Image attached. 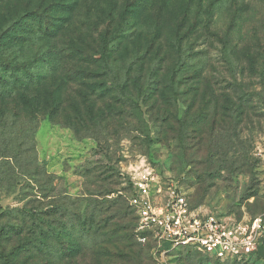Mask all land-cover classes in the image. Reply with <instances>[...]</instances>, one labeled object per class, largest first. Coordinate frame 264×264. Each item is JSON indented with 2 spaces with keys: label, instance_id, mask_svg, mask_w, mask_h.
<instances>
[{
  "label": "rangeland",
  "instance_id": "1",
  "mask_svg": "<svg viewBox=\"0 0 264 264\" xmlns=\"http://www.w3.org/2000/svg\"><path fill=\"white\" fill-rule=\"evenodd\" d=\"M115 1L112 10L109 0H29L32 10L46 9L66 28L76 21L84 32L120 36L115 55L149 50L153 59L143 65L137 54L115 63L111 77L128 72L132 102L97 132L78 134L50 116L31 119L23 107L18 116L0 115V213L63 207L56 225L70 249L42 230L35 236L28 222L20 237L13 230L4 238L7 253L13 264H231L188 250L163 257L152 234L140 242L129 181L134 170L149 165L175 181L199 212L239 224L264 214V0ZM7 4L21 11L25 1ZM40 50L2 52L25 61ZM33 72L47 70L36 66ZM171 78L172 91L165 87ZM86 205L89 216L101 215L98 220L126 207L128 217L119 214L111 222L130 223L132 255L118 250L111 257L96 243V224L82 229ZM238 264L264 259L250 256Z\"/></svg>",
  "mask_w": 264,
  "mask_h": 264
},
{
  "label": "trees",
  "instance_id": "2",
  "mask_svg": "<svg viewBox=\"0 0 264 264\" xmlns=\"http://www.w3.org/2000/svg\"><path fill=\"white\" fill-rule=\"evenodd\" d=\"M9 1L11 0H1L0 7L1 117L18 116L16 113L23 107L27 109L31 119L37 116H50L54 122L65 124L78 134L83 130L97 132L108 122L121 117L125 113V105L131 101L127 97L129 75L127 72L124 77L116 75L113 79L111 74L115 72L117 61L126 62L128 56L136 58L141 52L134 49L127 53L117 51L115 55L113 52L116 44L118 47L120 45V36L107 32L99 34L84 32V25L76 21L70 22L66 28L65 21L60 23L51 19L46 9L39 11L41 7L38 6L37 11L32 10L29 0H24L25 5L21 11L10 9L7 4ZM109 3L113 10L116 1L109 0ZM39 4H42V0ZM2 9H5L3 15ZM36 45L41 50L33 59L25 61L18 60L17 56H6L2 52L17 47L23 53L25 49ZM178 47L180 48V45ZM179 48L177 51L181 57ZM145 51L147 55L141 54L140 59V64L143 65L151 63L153 59V53ZM36 66H43L47 73L44 75L34 73ZM150 70L152 69L149 66L147 71ZM173 80L171 78L169 83L167 81L165 85L167 90L172 91L174 88ZM129 186L132 189L131 180ZM83 208L85 219L82 220V229L89 232L94 224L97 225L95 236L101 234L98 237L99 241L96 242L99 247L106 246L105 250L111 253L113 258L114 253L119 251L126 256L134 253L129 237L132 231L130 223L122 227L111 222L119 214L122 219L127 218L126 207H117L114 213L100 220L98 217L101 215L96 214V211L88 215V205ZM130 208L132 209L131 206ZM57 210L64 209L63 207L59 209L55 204L45 209L24 206L1 211L0 222L14 219L16 224L12 227L6 221L0 224V264H13L10 254L7 253L4 238L7 235L10 237L13 230L17 232L15 237H20L26 230L23 227L27 226L28 222L31 223L29 229L32 230V234L37 236L42 230L48 237L64 243L65 252L70 250L68 243L65 242V231L56 225ZM72 218L74 216L71 213L70 222ZM62 224L65 229V224ZM252 256L256 260H263L264 244ZM228 263L238 264L236 261Z\"/></svg>",
  "mask_w": 264,
  "mask_h": 264
},
{
  "label": "built area",
  "instance_id": "3",
  "mask_svg": "<svg viewBox=\"0 0 264 264\" xmlns=\"http://www.w3.org/2000/svg\"><path fill=\"white\" fill-rule=\"evenodd\" d=\"M130 206L138 216L136 237L152 234L163 257L174 250L198 252L222 263L254 255L264 243V214L239 224L192 209L175 181H165L149 165L131 174Z\"/></svg>",
  "mask_w": 264,
  "mask_h": 264
}]
</instances>
